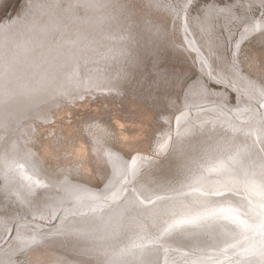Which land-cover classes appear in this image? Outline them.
Segmentation results:
<instances>
[{"label":"bare ground","instance_id":"6f19581e","mask_svg":"<svg viewBox=\"0 0 264 264\" xmlns=\"http://www.w3.org/2000/svg\"><path fill=\"white\" fill-rule=\"evenodd\" d=\"M5 1L0 0V6ZM196 1L179 15L176 6L183 0H157L156 6L142 7L132 15H122L112 9L80 8L68 18L60 9H67L73 0H53L60 8L54 9L51 16L40 14L39 24L33 31L24 27L14 29L17 33L14 38L20 47L16 49L11 87L32 88L37 81H42L44 90L31 103L5 105L0 102V127L4 129H0L3 142L0 143L3 148L0 150V264L9 258L23 264L26 257L30 258V264H79L85 245L100 246L103 236L112 235L106 220L118 213L123 204L120 185L130 170L147 169L148 161L157 158L150 156L153 142L158 158L164 159L177 140L183 141L188 158L174 161L173 167L179 169L186 164L190 171L185 175L195 178L180 179L174 184L175 188L182 185L180 190L169 192L164 201H157L155 205H147L145 201L153 209L151 214H146L148 219L141 218L148 233L162 228L165 222L170 224L186 217L189 211H183L194 208L192 205H184L182 210L176 207L186 201L187 198L176 196L187 191V185H195L190 186L195 191L201 184L214 181L216 188L226 183L227 175L242 177L246 172L257 178L264 171V159L258 152L264 147L260 144L264 134L259 131L264 125L261 119L264 108L259 103L262 102L259 90L264 81V32L261 31L264 9L248 7V0H225L224 3L210 0L202 10L203 16L192 15ZM25 5L26 0L16 15L1 19L0 27L10 19L15 21L24 16ZM226 8L232 12H213V9ZM165 24L161 59L162 63L172 66L167 69L175 81V87L167 89L170 96H165L164 90L154 84L155 68L151 59L144 58L138 64L132 59L143 56L145 48L151 47L156 37L153 26L163 28ZM77 38L79 44L74 49L78 55L77 75L69 80L62 71H56L60 52L64 50H54V46L57 40ZM123 44L129 48L123 49ZM178 44L186 47L198 71L196 74L176 64L180 56ZM130 47L135 48L133 52ZM233 62L241 69L238 74H234ZM210 82L218 87H211ZM201 84L210 89V97L198 87ZM109 91L117 96L104 94ZM232 92L237 97L235 105L231 102ZM81 102L90 104L80 107L77 104ZM169 108L176 110L169 113ZM167 121L169 129L165 133L162 128ZM12 122L20 125L29 138L34 136L33 129L38 123L50 125L45 137L39 140L50 167L42 166L35 158L36 152L26 150L28 154L25 153L22 144H18L22 154L15 156V142L8 138ZM108 141L117 142L134 160ZM165 144L167 148L161 150ZM195 161L198 162L194 167ZM108 162L113 172L108 185L102 189L87 184L96 175H102V168ZM198 163L201 164L197 166ZM113 193L116 195L109 203L96 199ZM35 194H43L40 200L45 209L56 213L54 216L49 218L47 210H31L27 200ZM148 194L151 195L150 189ZM251 206L259 214V208ZM178 212L183 213L172 216ZM223 215L229 219L207 218L203 222L206 227L191 229L194 235L187 237L177 235L186 231L183 227L169 229L176 241H161L162 248L153 245L149 235H137L131 230L114 235L123 238L118 248H111L113 240L106 241L105 247L116 264H134L141 251L136 245H146L144 251L159 248L156 252L159 264H214L216 259L229 264L221 249L237 241H242L244 247L255 243L258 248L259 238L244 240L238 227L244 222L243 217L233 216L227 206H223ZM68 224L86 230L89 239L73 235L46 238ZM33 236L41 242L33 244ZM18 248H23L27 256L20 255ZM234 252L240 255H233ZM227 255L234 261L253 258L255 264L261 259L259 254L243 252L239 245L228 248Z\"/></svg>","mask_w":264,"mask_h":264},{"label":"snow or ice","instance_id":"6c2138e0","mask_svg":"<svg viewBox=\"0 0 264 264\" xmlns=\"http://www.w3.org/2000/svg\"><path fill=\"white\" fill-rule=\"evenodd\" d=\"M157 0H73L67 7V9H60L62 15L71 18V13L80 8L90 10H108L112 9L122 15H132L137 10L156 6ZM193 3V0H183L182 4H177L176 14L186 11ZM26 14L19 16L15 21L9 20L8 24L0 27V102L5 105L10 103H31L34 102L39 93L44 89L42 87V81H37L36 85L32 88L16 89L11 87V77L15 68V56L16 49L20 45L16 42L15 36L17 33L14 31L16 28L24 27L27 31H33L39 24L40 14H46L51 16L54 9H59L58 3H54L53 0H26ZM248 7H259L264 9V0H248ZM215 13H231V8L226 9H213ZM264 22V17H262ZM212 25L209 23L208 27ZM156 37L152 42L151 47H146L143 56H137L134 63H141L144 58L151 59L153 67L155 68V80L154 84L158 85L164 90L165 96H170L167 92L169 86L175 87V81L172 79L171 74L166 67L162 64V49L165 47L166 36V24L163 28L155 27ZM252 31H256V26L253 23ZM264 32V27L261 28ZM79 44V38L68 40H57L55 42L54 50L64 51L60 52V59L58 61L57 72H63L65 77L69 80H73L77 75L76 63L78 55L74 51ZM232 67L235 69L234 74H238L241 69L237 67L233 62ZM211 78V75H209ZM201 91L207 96H211L210 89L206 85H198ZM259 96L262 102L260 107L264 108V81L261 82V88L259 90ZM261 119L264 121V113L261 114ZM261 134H264V125L259 129ZM255 144V141L253 142ZM261 145H264V140L260 141ZM167 148V144L161 145V150ZM259 152L264 159V147H260ZM151 157H157L148 161L149 167L142 171L130 170L128 175L125 176L124 181L120 185V197L123 200V204L120 206V210L114 216H110L106 223L110 226L112 234L115 235L120 232L131 230L137 235L145 233L149 235L153 245H159L163 247V243H173L176 241V236L169 232V229H176L183 227L186 229L184 233H177V235H184L185 237L194 235L191 229H200L206 227L203 223L207 218L216 219H229L228 216L223 215V206H228L229 211L233 216H244L248 220L252 221V224L241 222L238 227L240 228V234L244 235V240L250 241L252 237L246 233L251 232L254 235L259 236V240L256 242L259 247H256L255 243H250L248 247H244L242 241H237L236 244H229L226 248L221 249V254L225 260H228L229 264H239V261H234L227 255L228 248L235 249L239 245L243 252L251 253L253 255L259 254V264H264V204L261 205V211L258 215L250 214L252 210L251 201L244 196V191L247 185L255 182L256 177L250 176L248 173H243L242 184L244 187H234L228 183L223 184L221 187L209 189L203 195L207 198V203L189 209V214L181 219L174 220L172 223L165 222L162 228H156L150 233L147 232L144 219H148L153 209H149L147 205H155L157 201H164L169 192H175L177 189L174 187L175 183L180 182L182 177L185 180L194 179L195 177L185 175L187 165L183 168H174V161H185L188 158V152L186 145L183 141L177 140L172 147L168 150V154L164 159H159L156 152L150 150ZM131 158V157H129ZM260 183L258 185L259 191L264 196V172L258 177ZM151 190V195L148 194V190ZM43 194H35L33 198L27 200L32 211L41 212L48 211L49 218L56 213L48 208L45 209L44 203L41 202L40 196ZM115 193L111 196L97 197L96 199L102 200L104 203H109L115 197ZM153 196L155 199H153ZM170 199V197H168ZM147 201V205L145 203ZM31 215V211L28 213ZM21 220L23 217L20 218ZM19 223L20 221H15ZM7 234V229L5 230ZM167 234V239L165 238ZM73 235L77 238L87 240L89 239V233L83 228H76L71 224L64 225L57 229L54 234H48V237L53 236H69ZM143 238V237H141ZM40 238L33 236L32 243L39 244ZM141 251L136 255L134 264H159V257L156 254L159 248L149 249L144 251L146 245H136ZM18 253L24 255V249L18 248ZM128 254H132L130 251ZM81 259L79 264H116L115 260L109 256L107 250L101 246L85 245L80 252ZM233 255L239 256V252H234ZM211 259V257L209 258ZM3 264H21L19 260L13 261L9 258ZM23 264H27L25 260ZM214 264H222L219 259H216Z\"/></svg>","mask_w":264,"mask_h":264},{"label":"water","instance_id":"95a60500","mask_svg":"<svg viewBox=\"0 0 264 264\" xmlns=\"http://www.w3.org/2000/svg\"><path fill=\"white\" fill-rule=\"evenodd\" d=\"M251 39V38H250ZM179 41V40H178ZM184 42V41H183ZM252 43V42H251ZM250 44V43H249ZM130 46V45H129ZM181 46V47H180ZM179 46V44H178V46H176L177 47V50H178V54L181 56V57H188V59H189V56H188V54L186 53V47L184 48L183 46H182V44ZM123 49H126V47L127 46H125V44H123ZM134 47V46H133ZM133 47H130L131 48V52H133L134 51V49H133ZM127 48H129V47H127ZM242 49V48H241ZM249 48H245V51L247 50V51H249L248 50ZM136 55V54H135ZM135 58L136 57H132V59H134L135 60ZM132 61V60H131ZM122 91V90H121ZM94 94H96V93H94ZM94 94H92V96L94 95ZM105 95L107 94V95H111V94H113V95H115V96H117V93L116 94H114L113 93V91H109V92H107V93H104ZM97 96L99 95V94H96ZM88 96H90L89 94H88ZM82 104H77V105H79L80 107H84L85 106V104H87V106L86 107H88V104H90L89 102H81ZM55 114H57V113H55ZM169 116V115H168ZM56 117V116H55ZM53 118H54V116H53ZM169 118V117H168ZM55 122H53L52 124H54ZM11 125H12V128L10 129V130H8L9 132H8V138L11 140V141H13L14 140V142H15V146L13 147L14 149H15V156H16V154L17 153H21L22 154V152H23V150H21V149H19L18 148V144H22L23 145V149L25 148V153H27L28 154V152H26V150H32L33 152H36L37 153V155L35 156V158H38L39 159V161L42 163V166L44 165L45 167H50V161L49 160H47V153L45 152V150H44V147L43 146H41V143H40V141L39 140H41V137H45L44 136V133L45 132H48L49 131V129L47 128L48 127V125L49 124H42V123H38V125H35L34 126V129H33V133H34V136L33 137H31V138H29L26 134H25V130L23 131V130H21L20 129V125L18 126H16V124L15 123H11ZM50 126V125H49ZM27 128V127H26ZM25 128V129H26ZM168 129L169 128V126L167 125V124H164V127L162 128V131H166L165 129ZM0 129L1 130H4V129H2L1 127H0ZM53 129H51V131H52ZM17 131H20V133H17ZM7 132V131H6ZM13 136L12 138H10V136ZM15 138H18V140H16ZM113 147H116L119 151H121L126 157H131V161H133L134 159H133V157L131 156V154L130 153H128L127 152V150L125 149H123L122 148V146H120V145H118V143L117 142H115V143H113V142H110V141H108ZM0 143L2 144L3 142H2V140H0ZM13 143V142H12ZM154 143V142H153ZM152 143V144H153ZM151 144V147H152V149H151V151L152 152H155V148H154V145H152ZM25 146H27V147H25ZM250 146H252V144L250 145ZM1 149H3L2 147H0V150ZM249 150V149H248ZM258 152H259V150H258ZM30 154V153H29ZM261 154V153H260ZM262 155V154H261ZM4 156V155H3ZM262 157V156H261ZM259 159H260V157H259ZM130 160V159H129ZM41 166V165H40ZM254 166H256V165H254ZM103 167V165L101 164V168ZM258 174L260 173V171H256ZM262 172H264V171H262ZM113 172H112V169L110 168V166H109V162L107 163V165H106V167H103L102 168V175L101 176H95V178L94 179H92L91 180V182L89 183V182H86L87 184H89L90 186H94V187H99L100 186V184L102 183V181H103V179L106 177V178H110V176H111V174H112ZM210 175H214V174H209L208 176H210ZM102 178V179H101ZM105 178V179H106ZM212 178H220V177H216V176H213ZM237 179H239V180H241V181H235V180H237ZM226 183H228V184H230V185H232V186H234V187H244V185L242 184V177L240 176V175H235V176H232V175H227V177H226ZM259 183H260V181H259V179H258V177H257V179L255 180V182L254 183H252V182H250L248 185H247V187H246V189H245V191H244V196H246L250 201H251V204L254 206V207H256V208H259V213H260V211H261V205L262 204H264V196H262L261 195V193H260V191H259V188H258V185H259ZM181 186L182 185H180L178 188H176L177 190H180V188H181ZM190 186H195V185H187V187H186V189H187V191H185L184 193H182V194H180V195H178V196H176L178 199H182V198H187L186 199V201L185 202H183V203H180V204H177V209L178 208H181V210L183 209L182 208V206H190V205H192L194 208L195 207H199V206H201V205H203V204H205V203H207V198L203 195V193H205L206 191H208L209 189H212V188H215L214 187V181L213 182H210V184H208V185H200V186H198L199 188L197 189V190H195V191H191V189H190ZM222 185H219L218 187H221ZM190 190V191H189ZM190 197V198H189ZM228 207V206H227ZM189 209L190 208H187L185 211H183V212H187V211H189ZM229 209V208H228ZM253 210V209H252ZM183 212H178L177 214H174V215H172V216H175V215H178V214H182ZM250 214H252V215H256L255 214V212L254 211H251L250 210ZM258 215V214H257ZM172 216H170V218L172 217ZM243 217V220H244V222H246V223H248V224H252V221L251 220H248L246 217H244V216H242ZM252 238H254V239H256V237L257 238H259V236H256V235H250ZM104 238H102V240L101 241H103V244H102V246L106 249V247H105V245L107 244L106 243V241H108V240H113L114 242H113V245L111 246V248L112 249H116V248H118L119 247V244H121L122 242H123V238L122 237H117V236H114L113 234L112 235H109V236H103ZM108 238V239H107ZM118 240H119V242H118ZM96 246H99V245H97L96 244ZM101 246V245H100ZM61 250V249H60ZM107 250V249H106ZM107 252H108V250H107ZM109 253V252H108ZM29 254V253H28ZM251 255H253V254H251ZM27 255L25 254V257H26ZM69 257H73V258H76V256H72V255H70L69 254ZM27 261V264H30L29 263V261H30V258H28V257H26L25 259H24V261ZM239 260H241V259H239ZM24 261H22V262H24ZM76 261H78L77 259H76ZM241 261H243V260H241ZM245 261V260H244ZM247 261H249L250 263H246V264H255V262H254V259L253 258H250V259H247L246 258V262ZM240 264H242V263H240Z\"/></svg>","mask_w":264,"mask_h":264},{"label":"rangeland","instance_id":"374dc122","mask_svg":"<svg viewBox=\"0 0 264 264\" xmlns=\"http://www.w3.org/2000/svg\"><path fill=\"white\" fill-rule=\"evenodd\" d=\"M224 1L225 0H223V1H221V2H223L224 3ZM233 0H231V2H232ZM207 2H209L210 3V0H197L196 1V4L193 6V8L191 9V12H192V15H195V14H203L204 15V13H202V10L204 9V7H205V5H208L209 3H207ZM225 2H227V1H225ZM23 3H24V0H6L5 2H4V4L3 5H1L0 6V20L1 19H3V18H6V17H9V16H11V15H16V13L17 12H19L20 11V9H21V7L23 6ZM256 12H258V11H256ZM202 15V16H203ZM179 57V61L176 63V64H179V65H181L182 67H185L186 69H187V71L190 73V71H191V73H192V71H193V73L194 74H196L197 72L195 71V68H194V66H193V63H192V60H191V58L189 57V59H188V57L186 58V57H181V56H178ZM162 64H164L165 65V67L167 68V69H169V68H171L172 66H169L168 65V63L166 62H164V63H162ZM191 66V67H190ZM196 72V73H195ZM210 84V86L211 87H218L216 84H214V83H212V82H210L209 83ZM178 89H180V87H178ZM220 91H224L223 90V88H221L220 89ZM231 102H233V105H235L236 104V100H237V97H236V95H235V93L234 92H232V96H231ZM235 102V103H234ZM185 107V105H183L182 106V109ZM175 110H176V108H169V113L171 112V113H174L175 112ZM164 124H169L168 123V121L167 122H165ZM165 129V128H164ZM169 129V128H168ZM168 129H165L166 131H165V133L166 132H168ZM212 143V142H211ZM214 143V142H213ZM212 145V144H211ZM214 145V144H213ZM204 161V160H203ZM198 161H195V163L194 164H192V166H194L196 163H197ZM199 164H201V163H198L197 164V166H199ZM195 167V166H194ZM193 167V168H194ZM186 171H190L189 170V168H187L186 170H185V172ZM186 174V173H185ZM111 177V176H110ZM106 178V177H105ZM103 179V182L100 184V186H99V188L101 187L102 189L103 188H105L107 185H108V182H109V178H106V179ZM180 179H183L182 177L180 178ZM195 233H197V234H200V232L199 231H194ZM239 261V263H242V264H246V263H250L249 261H247L246 262V260L244 261H241V260H238Z\"/></svg>","mask_w":264,"mask_h":264}]
</instances>
